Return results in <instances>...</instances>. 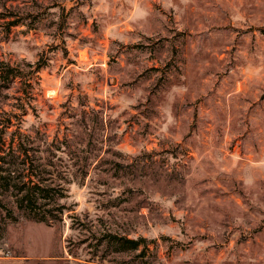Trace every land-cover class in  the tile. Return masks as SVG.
I'll list each match as a JSON object with an SVG mask.
<instances>
[{"label": "rangeland", "instance_id": "rangeland-1", "mask_svg": "<svg viewBox=\"0 0 264 264\" xmlns=\"http://www.w3.org/2000/svg\"><path fill=\"white\" fill-rule=\"evenodd\" d=\"M0 62V151L63 206L0 221V264H264V0H0Z\"/></svg>", "mask_w": 264, "mask_h": 264}, {"label": "trees", "instance_id": "trees-1", "mask_svg": "<svg viewBox=\"0 0 264 264\" xmlns=\"http://www.w3.org/2000/svg\"><path fill=\"white\" fill-rule=\"evenodd\" d=\"M40 67L37 64L35 69ZM18 76L16 68L0 62V86H5L10 78ZM19 137L23 138L22 135ZM46 166L35 150H30L29 154L21 142L15 147L10 143L7 149L0 151V221L8 218L13 223L17 222L15 211L46 224L60 219L63 206L58 199L62 197V188L49 178ZM104 242V248L110 255L143 258L147 250L144 238L127 239L109 234Z\"/></svg>", "mask_w": 264, "mask_h": 264}]
</instances>
